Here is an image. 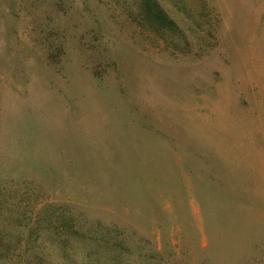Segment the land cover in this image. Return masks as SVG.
<instances>
[{
	"label": "rangeland",
	"instance_id": "1",
	"mask_svg": "<svg viewBox=\"0 0 264 264\" xmlns=\"http://www.w3.org/2000/svg\"><path fill=\"white\" fill-rule=\"evenodd\" d=\"M0 264H264V0H0Z\"/></svg>",
	"mask_w": 264,
	"mask_h": 264
}]
</instances>
